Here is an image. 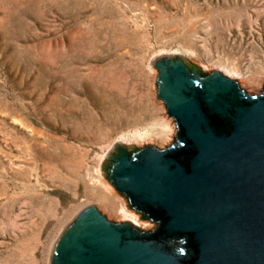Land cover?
<instances>
[{"label":"rangeland","instance_id":"rangeland-1","mask_svg":"<svg viewBox=\"0 0 264 264\" xmlns=\"http://www.w3.org/2000/svg\"><path fill=\"white\" fill-rule=\"evenodd\" d=\"M164 56L261 94L264 0H0V264H50L89 206L152 229L101 166L116 144H173Z\"/></svg>","mask_w":264,"mask_h":264},{"label":"water","instance_id":"water-1","mask_svg":"<svg viewBox=\"0 0 264 264\" xmlns=\"http://www.w3.org/2000/svg\"><path fill=\"white\" fill-rule=\"evenodd\" d=\"M152 64L174 142L116 144L101 171L155 225L139 230L89 206L60 235L50 264H264V87L249 95L182 57Z\"/></svg>","mask_w":264,"mask_h":264},{"label":"bare ground","instance_id":"bare-ground-1","mask_svg":"<svg viewBox=\"0 0 264 264\" xmlns=\"http://www.w3.org/2000/svg\"><path fill=\"white\" fill-rule=\"evenodd\" d=\"M164 118H165V117H164ZM163 122H164V123H162V124H164L167 128H168V127H169V128L171 127V125H170L171 123H170V121H169L168 119H167V120L164 119Z\"/></svg>","mask_w":264,"mask_h":264},{"label":"clouds","instance_id":"clouds-1","mask_svg":"<svg viewBox=\"0 0 264 264\" xmlns=\"http://www.w3.org/2000/svg\"><path fill=\"white\" fill-rule=\"evenodd\" d=\"M183 243H187V240L183 237L180 238Z\"/></svg>","mask_w":264,"mask_h":264}]
</instances>
